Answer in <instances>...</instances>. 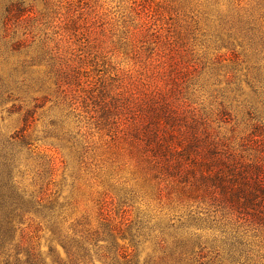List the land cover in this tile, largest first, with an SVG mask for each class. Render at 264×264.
Segmentation results:
<instances>
[{
    "label": "rangeland",
    "instance_id": "374dc122",
    "mask_svg": "<svg viewBox=\"0 0 264 264\" xmlns=\"http://www.w3.org/2000/svg\"><path fill=\"white\" fill-rule=\"evenodd\" d=\"M256 1L236 0L229 7L246 15ZM261 3L263 7L257 14H261L259 26L264 37V0ZM18 4L23 13L13 7ZM234 13L227 8L210 9L203 0H0V77H16L18 73V79L27 82V88L17 93L20 100L8 102L5 109L15 104L22 106L23 112H33L26 135L37 147L33 158L47 164L48 172L42 181L51 183L50 188L60 190L63 197L81 195L78 216L85 211L95 213L96 205L90 199L109 189L108 182L90 180L86 168L97 169L98 165L104 173H114L115 190L126 183V189H141L140 204L115 201L112 216L116 222L121 220L124 210L130 211L131 221L137 216H154V223L210 216L203 226L206 230H200V234L211 248L221 249L226 228H210L216 225L211 222H219V208L187 200L177 182H163L158 189L155 182L143 181L129 155V145L112 129L101 125L95 112L89 113L95 108L87 100V90L126 86L136 81L149 63L156 42L154 35L160 31L164 38L180 39L183 54L193 58L197 65H184L179 77L183 91L178 104L189 110L190 118L195 115L190 126L198 127L200 134L230 139L236 146L246 144L245 139L259 128L263 136L254 138L258 142L251 147L264 150V87L251 81L253 77L259 79V72L249 50L226 32L224 18ZM261 78L264 83V75ZM23 112L2 113V136L9 138L24 128ZM60 121L65 130L79 134V150L72 142L62 140ZM180 124L181 130L187 129ZM81 149H87L84 161L88 167L79 166ZM245 150L250 153L248 148ZM36 165L22 163L20 176L27 187L38 179ZM258 181L264 186V175ZM124 195L121 192L120 196ZM37 233L35 224L26 228L27 245H38L46 255L50 235ZM249 239L254 240V250L239 264H264V232ZM53 247L62 252L60 246ZM145 247L151 250L153 244ZM145 255L142 254V260Z\"/></svg>",
    "mask_w": 264,
    "mask_h": 264
},
{
    "label": "trees",
    "instance_id": "16d2710c",
    "mask_svg": "<svg viewBox=\"0 0 264 264\" xmlns=\"http://www.w3.org/2000/svg\"><path fill=\"white\" fill-rule=\"evenodd\" d=\"M203 1L210 9L227 8L235 12L223 20L226 32L249 50L259 72V79L253 77L251 81L264 87L261 78L264 37L259 26L261 14H257L263 7L261 0L246 15L230 10L229 6L236 0ZM13 7L23 13L20 4ZM7 12L11 14L12 10L8 8ZM154 36L156 42L149 63L136 81L114 89L100 86L87 90V100L95 108L89 113L95 112L101 125L112 129L129 145V155L143 181L155 182L158 189L163 182H177L187 200L219 208L216 213L220 214L219 222H211L216 225L210 228H226L221 249L211 248L200 234V230H206L203 226L210 216L194 215L177 223L170 219L154 223V216H137L131 221L130 211L124 210L121 220L116 222L112 216L115 201L139 203L141 189L138 192L132 187L126 189V183L115 190L114 173H104L98 165L97 169L86 168L90 180L108 182L109 189L90 199L96 205L95 213L85 211L78 216L81 195L76 200L63 197L60 190L50 188L51 183L42 181L48 172L47 164L33 158L37 147L31 136L26 135L33 122V112H23V107L15 104L5 109L8 102L19 101L17 93L27 88L26 80H19L21 75L17 73L16 77H0V116L3 112L9 115L23 112L24 122V128L9 138L0 132V261L4 264H239L241 258L254 250V240L249 238L256 239L264 232V186L258 181L264 175V150L251 145L258 142L254 138L263 136V130L256 128L245 139L246 144L236 146L230 139L200 134L198 127L190 126L195 115L190 118L189 110L178 104L183 91L179 77L184 65H197L193 58L183 54L180 39L164 38L160 31ZM60 123L62 140L67 144L72 142L79 150V134L65 130ZM180 123L187 129L181 130ZM243 148H248L250 153L246 154ZM87 154V149H81L80 167L88 165L84 161ZM24 161L37 164L38 179L29 187L20 176ZM51 165L55 166L54 160ZM34 224L38 233L50 235L46 255L38 245H27L26 228ZM147 244H153V248H146ZM53 246H60L62 252ZM143 253L146 255L142 260Z\"/></svg>",
    "mask_w": 264,
    "mask_h": 264
}]
</instances>
